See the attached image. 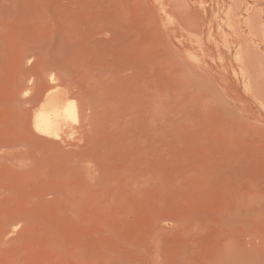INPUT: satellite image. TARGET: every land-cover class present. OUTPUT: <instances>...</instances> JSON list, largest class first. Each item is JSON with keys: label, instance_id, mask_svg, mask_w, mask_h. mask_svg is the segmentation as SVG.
Masks as SVG:
<instances>
[{"label": "rangeland", "instance_id": "1", "mask_svg": "<svg viewBox=\"0 0 264 264\" xmlns=\"http://www.w3.org/2000/svg\"><path fill=\"white\" fill-rule=\"evenodd\" d=\"M128 29L135 36H130L132 51L125 50L129 44L123 46L127 54L141 46L136 45L138 34L137 44L147 42L140 47L147 51L137 48L138 56L127 55L138 60H130L132 66L118 60L126 54L122 43ZM105 44L113 47L108 46L113 54L120 44L117 59ZM142 57L147 58L142 67L151 69L149 78L157 72L152 83L145 68L136 66ZM110 58L123 71L126 65L135 69L121 76L114 66L119 73L111 72ZM104 59L110 60L105 69ZM95 67H100L97 74ZM38 69L41 75L47 69L58 71L67 85L71 82V92L109 94L110 101L115 95V104L107 97L109 104L103 109L109 118L96 113L103 111L97 104L92 118H107L121 130L123 126L124 133L131 134L130 143L141 134L143 120L150 117L152 125L156 120L155 128L163 137L162 178L152 177L142 185L145 179L139 177L136 160L130 176L119 174L121 179L112 184L104 185L100 175L95 181L83 177L85 184L97 181L98 189L73 177L65 191L61 185L66 181L61 179L64 182H57V187L51 188V183L36 194L42 182L28 178L29 172L23 174L22 168L32 167L26 159L15 162L13 156L21 147L12 146L26 134L30 120L26 117L30 104L21 103L23 92L18 88L25 83L32 87L41 76ZM99 70L116 82L119 91L114 84L112 91V86L103 85L110 84L107 79L101 85ZM25 76L34 82L25 81ZM135 77L140 78L137 86ZM155 85L158 93L163 91L164 101L154 92ZM121 88L132 91L126 90L133 94L131 101ZM142 91V97L154 92L153 98L145 94L141 99ZM93 97L95 103L99 96ZM121 97L129 107L117 108ZM145 104L149 109L140 115ZM114 107L124 110L122 115L130 109L126 114L131 116L125 120L126 115L118 116ZM155 128L147 131L150 159L157 146ZM0 143L4 145L0 146L4 158L0 159V264H264V0H0ZM58 190L64 194L59 195L61 200L52 194L47 197ZM12 222L19 223L18 230H13Z\"/></svg>", "mask_w": 264, "mask_h": 264}, {"label": "bare ground", "instance_id": "2", "mask_svg": "<svg viewBox=\"0 0 264 264\" xmlns=\"http://www.w3.org/2000/svg\"><path fill=\"white\" fill-rule=\"evenodd\" d=\"M104 17V16H103ZM113 18H114V16H112ZM108 18V17H107ZM116 18V17H115ZM114 18V19H115ZM98 19V18H97ZM97 19H94V20H97ZM107 20V19H106ZM93 21V20H92ZM117 21V20H116ZM126 22V21H125ZM123 23H124V21H123ZM118 26V25H117ZM122 27V26H121ZM133 28V27H132ZM136 29V28H135ZM112 30V29H111ZM121 30H122V28H121ZM126 30V29H125ZM108 31V30H107ZM131 31H134V30H131V29H128L127 31H125L126 33H127V35H128V39L127 38H124L122 35V37L125 39L124 41V43H122L123 45H122V47L123 46H125V45H127V44H129L127 47H126V49L125 50H127V48L129 49V50H127V52L128 51H132V49L130 50V48H131V46H133L132 45V40H131V37H133V36H135V35H133V36H131L132 34L130 33ZM105 32V31H104ZM135 32V31H134ZM97 33V32H96ZM133 33V32H132ZM146 33V35H144ZM94 34V33H93ZM112 34V33H111ZM138 34V33H137ZM136 34V35H137ZM147 34H148V32L147 31H145V32H143V39H145L146 38V36H147ZM126 35V34H125ZM131 36V37H130ZM110 37V36H109ZM118 37V36H117ZM121 37V38H122ZM101 38V37H100ZM134 38V37H133ZM140 38V34H138L137 35V41H136V45H141V46H146V45H143L144 43L146 44L147 42H145V40L142 42V44L140 43V44H137V42H139V39ZM110 40H111V38H109ZM127 39V40H126ZM102 40H104L103 38H102ZM135 40H136V38H135ZM108 41V40H107ZM164 41V40H163ZM134 43V47H135V41H133ZM102 43V42H101ZM126 43V44H125ZM164 43H165V41H164ZM125 44V45H124ZM95 45V44H94ZM116 45H118L117 47H114V49L116 48H118L119 46H120V44H116ZM116 45H113V46H116ZM159 45L161 46V44L159 43ZM158 45V46H159ZM165 45V44H164ZM97 46V45H96ZM100 46V45H99ZM99 46H97V47H99ZM110 47V45L108 44V45H106L105 44V46H104V48L106 47L107 49H108V51H109V54L111 55V54H113V53H110V52H113V51H110V48L112 47ZM140 46V47H141ZM103 47V46H102ZM125 47H123V49H122V51L124 50V48ZM134 47H132V48H134ZM137 48H138V46H136ZM135 47V48H136ZM138 48V50H137V52H139V49L141 50V48ZM100 48H101V46H100ZM113 48V47H112ZM111 48V49H112ZM134 48V49H135ZM136 48V49H137ZM153 48V47H152ZM159 48V47H158ZM163 48V47H162ZM161 48V49H162ZM115 49V51H117V50H119V48L116 50ZM136 49H135V51H133V52H135L136 53V55H137V52H136ZM147 49V47L145 48V50H141V51H147L146 50ZM154 49V48H153ZM124 50V53H126V51ZM159 50H160V48H159ZM102 51V50H101ZM114 51V53L116 54V55H120V54H118V52H115ZM119 51H121V50H119ZM153 51V50H152ZM162 50H160V52H161ZM104 53H105V51H103ZM159 52V53H160ZM135 53L134 54H132V52L130 53L129 52V54H124L123 56H118L117 58H118V60L120 59L121 61L120 62H122L121 64H129V65H131L132 66V64H133V62L132 61H130V60H133V58H129L128 56L131 54V57H132V55H135ZM155 53H158L157 51L155 52ZM164 53V52H163ZM97 54V53H96ZM100 54V53H99ZM102 54V53H101ZM115 54H113V56H115V58H116V55ZM106 55H107V52H106ZM105 55V56H106ZM128 55V56H127ZM139 55H140V53H139ZM141 55H143V53L141 54ZM141 55L139 56V57H141ZM147 54H145V56H146ZM99 56V55H98ZM109 56V55H108ZM138 56V55H137ZM137 56H135V58L137 57ZM157 56V55H156ZM107 57V56H106ZM147 57V56H146ZM146 57H142L140 60L142 61L141 63H139V64H137L136 66L138 67V65H140L141 67L143 66L142 65V63H144V62H146V61H143L142 59L143 58H145V59H147ZM102 59V57H99V59ZM107 58H109V57H107ZM112 58V57H111ZM111 58H110V60H111ZM116 58V59H117ZM21 59V58H20ZM30 59V58H29ZM106 59V58H105ZM105 59H104V61H105ZM114 59V58H113ZM137 59V58H136ZM152 59V58H151ZM31 60V59H30ZM97 60H98V58H97ZM109 60V61H110ZM117 60V61H118ZM125 60V61H124ZM148 60H150L149 58H148ZM94 61V60H93ZM99 61H101L100 62V64H102V60H99ZM99 61H96V62H99ZM107 61H108V59H107ZM107 61H105V63H104V66L102 65H100V64H98V66H101V68L103 67L104 69H105V65H106V63H107ZM108 61V63L107 64H109L110 62V64H112V62H113V64H115V62L114 61H110L109 62ZM127 61H129V62H127ZM133 61H135V60H133ZM136 61H138V60H136ZM135 61V62H136ZM119 62V63H120ZM161 62V61H160ZM25 63V62H24ZM93 63V62H92ZM137 63V62H136ZM150 63V62H149ZM164 63V62H163ZM111 65L112 66V68L114 67V66H116V64L115 65ZM120 64V65H121ZM145 64V63H144ZM151 64V63H150ZM120 65H118V66H120ZM154 65V64H153ZM162 65V64H161ZM164 65V64H163ZM47 66V65H46ZM109 66V65H108ZM128 65H126V69H125V71L127 72H131V70H132V72H133V70L135 69L134 67H133V69L130 67V69L127 67ZM146 66H147V63H146ZM40 66H38V68H39ZM54 67H56V66H54ZM93 67V66H92ZM110 67V66H109ZM122 68H123V66H121ZM120 67V68H121ZM125 67V66H124ZM41 68H42V66H41ZM44 68V67H43ZM46 68V67H45ZM52 68V67H51ZM58 68H60L59 66H58ZM96 68L97 67H95V71H96ZM100 67H98L97 69H99ZM110 68V71L111 72H115L116 71V68H119V67H117L116 66V68ZM119 68V69H120ZM145 68V67H144ZM143 67H142V69H144ZM147 68H148V66H147ZM154 68V67H153ZM56 69V68H55ZM61 69V68H60ZM59 69V70H60ZM106 69H107V67H106ZM115 69V70H114ZM149 69V68H148ZM42 70V69H41ZM65 70V69H64ZM63 70V71H64ZM108 71H109V68L107 69ZM121 70V69H120ZM119 70V71H120ZM124 69H122L121 71L122 72H118L119 73V75H121V73L123 74V72H125V71H123ZM130 70V71H129ZM136 70H137V72H138V70H139V72H141V69H139V68H136ZM151 70V69H150ZM150 70H148V72L150 73L151 71ZM162 70V69H161ZM61 71V70H60ZM92 71V70H91ZM100 71V70H99ZM98 71V72H99ZM101 71H103V73H105L106 72V70H103V69H101ZM100 71V73H102ZM109 71V72H110ZM144 71H146V68L144 69ZM143 71V72H144ZM154 70H152V72H153ZM27 72V71H26ZM29 72V71H28ZM94 72V71H93ZM110 72V73H111ZM117 72V71H116ZM115 72V73H116ZM125 72V73H126ZM136 72V73H137ZM147 71H146V74L148 73ZM25 73V72H24ZM36 73V72H35ZM35 73H34V75L33 76H35ZM40 73V70L38 69V74ZM65 73L66 72H64V75H65ZM102 73V75L101 74H99L98 73V75L99 76H102L103 78H105L104 80H103V78L101 79V77H99V76H97V77H99V79L100 80H102L101 81V85H102V82L103 81H105L107 78H106V75H104ZM118 73H116V74H118ZM148 73V75H145L144 73V75L145 76H147L148 78V80H150V82L153 80L152 78V76L153 75H155L156 76V74H157V72H156V74L154 73V74H151V76H150V78H149V74ZM33 74V73H32ZM61 74H62V72H61ZM69 74V73H68ZM96 74H97V71H96ZM108 75H109V73H107ZM140 74V76H142L141 75V73H139ZM26 75V74H25ZM29 75H30V72H29ZM37 75V74H36ZM41 74H39V76H40ZM88 75V74H87ZM111 75H112V77H114V75L111 73ZM127 75V74H126ZM126 75H124V77L126 76ZM131 75V74H130ZM162 75V73L159 75V77ZM30 76H32V75H30ZM38 76V75H37ZM118 76V75H117ZM121 76H123V75H121ZM135 76H137L138 77V73H137V75H135ZM163 76V75H162ZM26 77L27 76H25V81L27 80V81H31V80H33V82H34V79H32V78H30L31 80H29L28 78L26 79ZM87 77V76H86ZM85 76H84V78H86ZM123 77V78H124ZM130 77V76H129ZM128 77V78H129ZM137 77H135V78H137ZM157 77V76H156ZM34 78V77H33ZM36 78V77H35ZM37 78H39V77H37ZM81 78H83V77H81ZM90 78V80H91V77H89ZM88 77H87V79H89ZM92 78H94V77H92ZM122 78V77H121ZM122 78V79H123ZM131 78V77H130ZM129 78V79H130ZM160 78H162V77H160ZM23 79V80H24ZM74 79V78H73ZM87 79H86V81H87ZM115 79V78H114ZM127 79V78H126ZM138 80H137V82L134 84L133 82V84L135 85V86H137V84L139 83L138 81H140L139 79L140 78H137ZM152 79V80H151ZM156 79V78H155ZM93 80V79H92ZM124 80V79H123ZM123 80H120L121 82L123 81ZM142 80H144V78H143V76H142V79H141V82L142 83H145V87L147 86L146 85V82H144V81H142ZM148 80H145V81H148ZM36 81V80H35ZM72 81V80H71ZM107 81H108V79H107ZM112 81V80H111ZM118 81V80H117ZM128 81V80H127ZM155 81H157V80H155ZM161 81H163V79L161 80ZM90 82V81H89ZM91 82H94V80L93 81H91ZM90 82V83H91ZM108 82H110V81H108ZM107 82V83H108ZM125 82H126V80H125ZM131 82V81H130ZM141 82H140V84H141ZM149 81H148V83H149V87H154V83H153V85L150 83ZM25 83V82H24ZM32 83V82H31ZM68 83H69V80H68ZM71 83V82H70ZM69 83V84H70ZM73 83V82H72ZM77 83V82H76ZM95 83V82H94ZM104 83V82H103ZM116 84V82H110V84H112V85H110L109 83L108 84H103V85H109V86H112V88H111V91H112V89L114 90V87H113V84ZM163 83V82H162ZM18 84V83H17ZM21 84H23V83H21ZM68 84V85H69ZM86 85H87V82L85 83ZM96 84V83H95ZM115 84H114V86H115ZM118 84V83H117ZM123 84V83H122ZM139 84V85H140ZM150 84H151V86H150ZM158 84H160V83H158ZM27 85V86H26ZM32 85V84H31ZM68 85H67V83H66V81H65V78L63 77V76H61L60 74H58V71L56 72V70L54 71V69L53 70H48L47 69V71L43 74V75H41L40 76V78L35 82V84L32 86V87H28V83L26 84L25 83V87L23 86V87H20V88H18L20 91V93H22L23 92V97L22 98H20V101H21V103L22 104H24L25 105V103H27V104H30V107L26 110V117H28V119H30L29 120V126H28V129H26L25 130V132L22 130V125H21V131H23V133H26V134H24L21 138L18 136V141L17 142H15V146H12V147H14V149L15 148H19V147H21V150L20 149H15V150H17V152L15 153V155L13 156V159L15 160V162H16V160H22L23 159V161H24V159H26V160H28V164H29V166L30 167H32V169L31 168H26V171H24L25 170V168H22V170H23V174H25V172H29L28 173V175H27V177L28 178H30V179H32L33 177H35L37 180H38V182H37V184L40 182H42L41 184H40V186H41V188H39L38 187V189L36 190V194L37 193H39V190L42 192V191H45V189L43 190L42 188H43V186H45V187H47L48 186V184H51L52 183V187L51 188H53V186H56L57 185V182L58 183H60V182H64V181H66V182H64V184L63 185H61V186H64V190L63 191H65V188H67V185H68V183H69V180L71 179V178H73L74 177V179L75 178H77V180H79L81 177L83 178H87V180H90V179H93V181H95L94 179H96V180H98L97 179V177H99V175L100 176H104L105 178H104V180H101V181H103V183H104V185H106V183H108V184H112V182H114V181H118L119 179H121V177H120V175L119 174H129L128 176H130V172H131V170H132V168L135 166L134 164H135V162H136V160H138V163H136V166H137V164L139 165V168H140V175L141 176H139V177H142L141 179H145V180H143V181H140L141 182V184L143 185L145 182H147V184H148V181L150 180H152V177L154 178V179H158V180H160L161 178H162V175H163V158H164V150H163V137H162V134L161 133H159L160 132V130L156 127L155 128V126H156V120H155V123H153V121H152V123L153 124H155V125H152V124H150V121H149V118L150 117H148V119H145V120H143L144 122H142L141 123V127H142V132H141V134H139L138 133V135L136 134L137 132H135V130H133L134 132H135V134L137 135V136H135V135H132V137L133 136H135L134 138H135V140L132 142L131 141V143L128 141V139L130 140V138H128V136H130L131 137V134L130 133H124L125 131H127V130H123V126H121L120 124V126L122 127V130L121 129H119L117 126H114L113 124H112V121L111 120H109V119H107V118H102V119H98L99 118V116H97L98 118H96V117H94V119L96 118L97 120H98V122L96 121L95 122V120L92 118L93 117V115L92 114H94V116H95V110H94V113H93V108H94V106L96 107V104H97V108L98 109H101V110H103V109H106V106L109 104V103H111V101L113 100V102H114V104H115V99H116V97H115V95L113 96L112 94H113V92H111L112 94H111V98H112V96L115 98V99H112L111 101H110V98H109V94H105V93H103V94H105L104 96H102V97H100V94H98V93H96V97L91 93V92H85V90H83V87L81 88L83 91L81 92H79V94H77V93H74L73 91L71 92L70 90H69V88H68ZM86 85H85V87H86ZM91 86H92V84H90ZM134 85H132V86H134ZM138 85V87H140ZM156 85H157V82H156ZM155 85V88H149V89H151V90H153L155 93L157 92L158 93V90H157V86ZM19 85H17V87H18ZM21 86V85H20ZM88 86V85H87ZM105 86H103V88L104 89H106L107 90V88L105 87ZM118 86V85H117ZM117 86H115V87H117ZM123 86H125V84H123ZM122 86V87H123ZM141 86H143V85H141ZM16 87V88H17ZM80 87V86H79ZM84 87V88H85ZM94 86H92L91 88H93ZM108 87V86H107ZM127 88H128V90H129V86H126ZM138 87H136V88H138ZM157 87V88H156ZM163 87H164V85H163ZM15 88V89H16ZM94 88H96V87H94ZM119 88V86L117 87V89ZM127 88H121L122 90L124 89L125 90V92L124 93H126V95H128L129 96V94L132 92V91H128L127 90ZM133 88H135V87H133ZM14 89V90H15ZM98 88H96V90H97ZM104 89H103V92H105L104 91ZM116 89V88H115ZM116 89V90H117ZM120 89V88H119ZM119 89H118V91H119ZM139 89V88H138ZM94 90V89H93ZM109 87H108V90L106 91V93L107 92H109ZM121 90V91H122ZM126 90H127V92H130V93H127L126 92ZM140 90H144V92H148L147 91V89L145 90V89H143L142 87L140 88ZM150 90V91H151ZM157 90V91H156ZM22 91V92H21ZM76 91V90H75ZM90 91V90H89ZM92 91V90H91ZM98 92H99V90H97ZM17 92V91H16ZM139 92V91H138ZM143 91H142V93H140L141 94V96L139 95V97H142V94L144 93ZM153 92V93H154ZM110 93V92H109ZM153 93H152V95H153ZM156 93V94H157ZM14 94V93H13ZM19 94V93H18ZM98 94V95H97ZM116 94V93H115ZM118 94H120V93H118ZM146 95H147V93H145ZM144 94V96L143 97H145L146 95ZM162 94H163V91H162ZM161 94V92L160 93H158L157 94V96H160V95H162ZM15 95V94H14ZM130 95H133V94H130ZM152 95H150L149 94V96L147 95L146 97L148 98V97H151ZM165 95V94H164ZM94 96V97H93ZM97 96H99L98 98H97ZM120 96H121V94H120ZM119 96V97H120ZM128 96H125V97H128ZM163 96V95H162ZM17 97L19 98V95H17ZM16 97V98H17ZM92 97L93 98H97L95 101V103L93 102V100H92ZM109 98V99H107V101L109 100L110 102L109 103H107L106 102V98ZM123 97V96H122ZM121 97V99H122V101H119L118 99V101H119V103H118V101H117V108L119 109V106L121 107L122 105H119V104H123V98ZM130 97V101L132 100L131 99V96H129ZM143 97L141 98V99H143ZM155 97H156V95H155ZM17 98V99H18ZM152 98H153V96H152ZM151 98V99H152ZM160 98H161V96H160ZM159 98V99H160ZM164 98V97H163ZM163 98H161L162 100H163ZM127 99H129V98H127ZM156 99V98H155ZM160 99V100H161ZM134 100V99H133ZM139 101H140V99H138ZM144 100L146 101V104L148 105V100L147 99H145L144 98ZM160 100H158V101H160ZM165 100V99H164ZM163 100V101H164ZM126 101V103L124 102V104H125V106H124V104H123V106L124 107H122V109L123 108H125L126 107V104L129 102L128 100H125ZM139 101H136L137 103L139 102ZM151 101H153V103L155 102V100H151ZM157 101V100H156ZM156 102V103H158L159 104V102ZM19 102V101H18ZM93 102V103H92ZM122 102V103H121ZM135 102V104H137ZM141 103H144V102H142V100L140 101ZM139 102V103H140ZM163 103V102H162ZM19 104H20V102H19ZM21 104V105H22ZM95 104V105H94ZM129 104H130V102H129ZM129 104H127V107H129ZM145 104V105H146ZM158 104H156V107H160V104H161V102H160V104L158 105ZM111 105H112V103H111ZM133 104H132V102H131V105L130 106H132ZM142 105H144V104H142ZM147 105L145 106L146 107V109H145V107L143 108V112H139L140 113V115H145V111H148V109H149V106L147 107ZM158 105V106H157ZM114 106H116V105H114ZM139 106V110L141 111V109H142V106H140V105H138ZM138 106H136V107H138ZM162 106V105H161ZM111 107H113V106H111ZM126 107V108H127ZM155 107V106H154ZM155 107V108H156ZM163 107V106H162ZM162 107H161V109H162ZM27 108V107H26ZM109 108V107H108ZM116 110H117V108L116 107H114ZM135 108V107H134ZM22 111H24V106L22 107ZM114 109V110H115ZM121 109V108H120ZM145 109V110H144ZM158 109H160V108H158ZM97 110V109H96ZM107 110V109H106ZM106 110H103V111H96V113L97 114H99L100 113V115L102 114V112L104 113V114H102L103 116H101V117H104V115L105 116H107V114H105V112H106ZM115 110V111H116ZM132 110V109H131ZM137 110V109H136ZM136 110H133L134 112L132 113L133 115H135L134 113H135V111ZM155 110V109H154ZM105 111V112H104ZM109 111V110H108ZM117 111H119L120 112V110H117ZM116 111V112H117ZM128 111H130V109L128 110L127 109V111L126 112H128ZM161 111V110H160ZM121 112H124V110L122 111L121 110ZM121 112L120 113H118L117 112V114H118V116H119V114H121ZM126 112L125 113H123L124 115H122L121 114V117L122 116H125L126 118H124L125 120L127 119V116H131V114L129 113V115H128V113L126 114ZM137 112V111H136ZM162 112V111H161ZM109 113H111V112H109ZM141 113H144V114H141ZM148 113V112H147ZM156 113V112H155ZM163 113V112H162ZM22 114H23V112H22ZM24 115V114H23ZM110 115V114H109ZM148 115V114H147ZM153 115V114H152ZM21 115H19V119L22 117H20ZM112 116H113V114H112ZM136 116H137V114H136ZM156 116V115H155ZM158 116V115H157ZM156 116V117H157ZM161 116V115H160ZM108 118H109V116H107ZM128 117V118H129ZM134 117V116H133ZM138 117V116H137ZM146 117V116H145ZM23 118V117H22ZM113 118V117H112ZM118 118H120V117H118ZM117 118V121H119V119ZM144 118V117H143ZM24 119H25V115H24ZM110 119H111V116H110ZM124 119L122 120V121H124ZM133 119V118H132ZM152 119V118H151ZM120 120H121V118H120ZM159 120V119H158ZM157 120V121H158ZM129 121V120H128ZM133 121V120H132ZM126 121H124V122H122V123H125ZM131 122V121H130ZM164 122V121H163ZM22 123L24 124V125H27V121H25V123H24V121H22ZM128 123V122H127ZM136 123V122H135ZM160 124V123H159ZM116 125H118V124H116ZM118 125V126H119ZM133 125H135V124H133ZM136 125H138V124H136ZM153 126V128H155L156 129V133H157V131H158V133H157V136L156 135H151V136H156L155 138H156V144H157V146L155 145V151L157 152H155V155H154V157L153 158H149L150 157V145H147L146 143H147V135H148V133H147V131H152L153 130V128H152V130L150 129L149 130V128H151V127H149V126ZM139 126V125H138ZM162 126H164V125H162ZM117 127V128H116ZM120 127V128H121ZM133 127V126H132ZM140 127V128H141ZM159 127V126H158ZM162 128V127H161ZM125 129V128H124ZM129 130V129H128ZM154 131V130H153ZM81 133L80 135V137H78L79 136V134H78V140H73V139H75L74 138V135L76 134V133ZM133 132V133H134ZM155 132H153V133H155ZM22 133V132H21ZM152 133V132H151ZM151 133H149V134H151ZM143 134V135H142ZM18 135V134H17ZM22 135V134H21ZM128 135V136H127ZM149 136V135H148ZM76 137V138H77ZM11 139V138H10ZM14 139V138H13ZM13 139H11V140H13ZM133 139V138H132ZM150 139V138H149ZM14 141H15V139L13 140V141H11V144H14ZM13 142V143H12ZM154 142V141H153ZM7 143V142H6ZM1 144L2 143H0V146H1ZM6 145H8V143L6 144ZM1 147H3L4 148V145L3 146H1ZM11 148V147H10ZM13 149V148H12ZM11 149V150H12ZM13 149V150H14ZM0 150H1V148H0ZM1 152V151H0ZM10 152H12V154H13V151H10ZM9 155V154H8ZM0 157H3V156H1L0 155ZM9 158H12V157H10V155H9ZM0 159H4V158H0ZM13 159H11V162L13 163ZM14 162V163H15ZM68 163V165H69V167L67 166V167H63L64 165H63V163ZM25 163H26V161H25ZM59 163L61 164L62 163V167L61 166H59ZM8 164H9V162H8ZM16 164V163H15ZM15 164H13V165H15ZM67 165V164H66ZM65 165V166H66ZM23 167H26L25 165H23ZM27 169H29V170H27ZM20 170V169H19ZM21 172V171H20ZM20 172H19V174H20ZM138 172V171H137ZM26 173V174H27ZM25 174V175H26ZM118 175H119V177H118ZM144 175H146V176H144ZM144 176V177H143ZM96 177V178H95ZM34 178V180H36ZM84 178L82 179V180H80V181H83L84 180ZM61 179L62 180H64V181H61ZM74 179L72 180V181H74ZM140 179V178H139ZM76 180V179H75ZM76 180V181H77ZM87 180H86V182H87ZM99 180H100V178H99ZM71 181V182H72ZM92 181V183H94ZM97 182V181H96ZM96 182L94 183L95 185H96ZM121 182V181H120ZM103 183H101V184H103ZM83 184H85L84 183V181H83ZM87 185H88V187L87 188H89V186L91 187L92 185L94 186V188H97V187H95V185L94 184H91V183H86ZM86 184H85V186H86ZM91 184V185H90ZM99 185H100V183H98ZM146 184V183H145ZM150 184V183H149ZM92 186V187H93ZM98 186V185H97ZM37 187V186H36ZM57 187V186H56ZM55 187V188H56ZM99 187V186H98ZM103 187V186H102ZM105 188H107L106 186H104ZM103 187V188H104ZM145 187V186H144ZM49 188V187H48ZM148 188V187H147ZM57 189H59V188H57ZM71 189V188H70ZM69 189V190H70ZM76 188H74V190H75ZM98 189V188H97ZM105 190V189H104ZM38 191V192H37ZM52 191V190H51ZM50 191V192H51ZM41 192H40V195L42 196V194H41ZM48 192V191H47ZM55 192V191H54ZM58 192L59 193H57V191H56V193H49V195L47 196V197H49L51 194L52 195H56V196H58L59 197V195H62V196H60V197H63V195L64 194H61L62 192L61 191H59L58 190ZM61 192V193H60ZM102 192V191H101ZM66 193V192H65ZM46 194H48V193H46ZM39 195V194H38ZM37 195V197L39 198V196ZM32 196H35V195H32ZM40 196V198H42ZM55 196V198H58V197H56ZM51 197V196H50ZM59 197V199L61 200V198ZM36 198V197H35ZM39 198V199H40ZM37 199V198H36ZM43 200H45V199H43ZM48 200H49V198H48ZM47 200V201H48ZM51 200V199H50ZM54 200V199H53ZM59 201V200H58ZM37 202H43L42 201V199L41 200H38ZM59 202H61V201H59ZM58 202V203H59ZM32 203V202H31ZM35 204H36V201L34 202ZM33 203V204H34ZM52 203V202H51ZM40 204H42V203H40ZM47 204H49V201H48V203ZM49 205H51V204H49ZM54 205V204H53ZM19 226V223L17 222H12V224H11V227L13 228V230H18V227ZM8 228H10V227H8ZM8 228H6V229H8ZM11 228V229H12ZM5 229V228H4ZM4 229H3V231H4ZM10 229V230H11ZM2 231V232H3ZM18 232V231H17ZM5 234V233H4ZM4 234H2V235H4ZM7 234V233H6ZM8 235V234H7ZM5 237H6V235H5ZM4 237V238H5Z\"/></svg>", "mask_w": 264, "mask_h": 264}]
</instances>
